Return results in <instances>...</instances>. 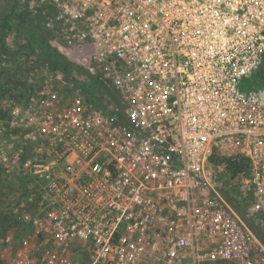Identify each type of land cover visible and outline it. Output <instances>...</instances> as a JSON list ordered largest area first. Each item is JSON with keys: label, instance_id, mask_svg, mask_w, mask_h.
Wrapping results in <instances>:
<instances>
[{"label": "built area", "instance_id": "built-area-1", "mask_svg": "<svg viewBox=\"0 0 264 264\" xmlns=\"http://www.w3.org/2000/svg\"><path fill=\"white\" fill-rule=\"evenodd\" d=\"M39 3L63 64L0 105V264H264L218 162L264 214V0Z\"/></svg>", "mask_w": 264, "mask_h": 264}, {"label": "rangeland", "instance_id": "rangeland-1", "mask_svg": "<svg viewBox=\"0 0 264 264\" xmlns=\"http://www.w3.org/2000/svg\"><path fill=\"white\" fill-rule=\"evenodd\" d=\"M30 1L32 0H0V51L5 49L7 55H0V105L4 104L7 99L4 96V88L9 85H14V82L21 80L22 68L18 62H13V53L19 51V57L27 54L25 51H20L21 45L28 41L30 36L27 33L31 30L38 32L43 31L49 33L44 28L39 19L38 13H29L30 21H23L19 15L23 11H30ZM36 3L38 0H34ZM39 5H43L39 3ZM45 8V7H44ZM47 14L48 10H44ZM39 23V24H38ZM39 26V27H38ZM30 34V33H28ZM40 34V33H39ZM32 39V38H31ZM27 45V44H26ZM32 55L41 54L49 58L52 62L60 63V55L53 51L48 44L39 43L30 51ZM264 73V68L261 70ZM264 82V80H263ZM221 177L225 181V197L232 208L236 211L247 228L255 234L264 243V214L255 213L251 209L253 193H245L243 195L242 185L249 181L248 173L234 175L230 171H226L225 167L221 168Z\"/></svg>", "mask_w": 264, "mask_h": 264}, {"label": "trees", "instance_id": "trees-1", "mask_svg": "<svg viewBox=\"0 0 264 264\" xmlns=\"http://www.w3.org/2000/svg\"><path fill=\"white\" fill-rule=\"evenodd\" d=\"M34 0L30 1L31 3L33 2ZM30 3V4H31ZM45 7V8H44ZM48 10V8L44 5H39L38 7H35V8H31V10L29 11L27 9V11H23L19 16L25 20L23 21H30V18L27 17V16H31L30 14L31 13H38V16H39V19H40V22H43L44 18H45V13H44V10ZM30 14H29V13ZM38 23V24H39ZM39 27V26H38ZM47 32H49L48 30H46ZM30 33V34H28ZM27 33V36L29 38L28 41L24 42L21 47H20V51H25L27 52V54H24L23 56H18L19 55V51H16V53L14 54L13 53V56L15 57H12L13 62H18V65L22 68V75L23 77H21V80L19 81V79H17L15 82H14V85H11L10 87H8L9 85H7L5 88H4V96L6 98H22L24 96V93L29 89L30 85L28 83V78H27V75L28 73L30 72V67L28 66V62H27V59L30 58V57H33L35 59L36 62L40 61H45V62H49L51 65H62V60L60 59V63L57 61L56 62H52L49 58L47 57H44L43 55H39V54H35V55H32L30 53V51L35 47V45L39 44L40 42L43 44H48V40H50L51 38V33H46V32H43V31H39L38 29V32L35 31V30H31L30 32ZM40 33V34H39ZM32 38V39H31ZM27 44V45H26ZM53 50V49H52ZM54 51V50H53ZM7 55L6 54V50L3 49L0 51V55ZM61 58V57H60ZM261 74H264V73H261ZM264 76V75H263ZM264 78L262 77L261 78V81L263 82ZM3 89L0 88V91H2ZM3 117V115H0V118ZM218 162L220 163H223L225 166H226V170L232 172L234 175H241V174H245L248 172L249 170V163H248V160L246 158H241L239 160H232L230 158H218ZM0 182H1V174H0ZM0 225L3 226L6 224L8 218L5 216V217H0Z\"/></svg>", "mask_w": 264, "mask_h": 264}]
</instances>
